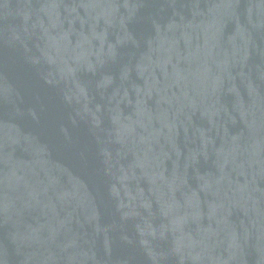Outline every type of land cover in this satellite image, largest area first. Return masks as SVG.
Masks as SVG:
<instances>
[{
	"label": "water",
	"instance_id": "1",
	"mask_svg": "<svg viewBox=\"0 0 264 264\" xmlns=\"http://www.w3.org/2000/svg\"><path fill=\"white\" fill-rule=\"evenodd\" d=\"M0 264H264V0H0Z\"/></svg>",
	"mask_w": 264,
	"mask_h": 264
}]
</instances>
